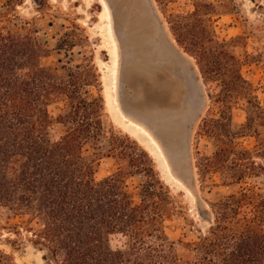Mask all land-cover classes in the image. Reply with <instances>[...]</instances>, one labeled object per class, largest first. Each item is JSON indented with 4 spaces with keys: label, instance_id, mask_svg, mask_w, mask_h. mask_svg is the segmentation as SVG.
Wrapping results in <instances>:
<instances>
[{
    "label": "trees",
    "instance_id": "1",
    "mask_svg": "<svg viewBox=\"0 0 264 264\" xmlns=\"http://www.w3.org/2000/svg\"><path fill=\"white\" fill-rule=\"evenodd\" d=\"M212 3L169 22L177 44L197 62L206 80L219 81L220 102L231 110L233 99L246 101L247 122L233 133L231 116L203 120L199 135L214 140L213 157L197 165L198 175L233 170L224 184L240 189L211 204V226L184 253L167 234V223L181 214L171 189L153 165L139 171L120 169L96 178L103 158H129L139 150L129 137L107 129L102 85L93 63L64 66L66 78L40 60L47 50L39 36L23 34L0 5V208L24 220L33 246L57 264H264V190L250 179L264 176V107L242 76V62L227 51L212 29ZM12 24L15 30L8 25ZM192 42L187 47L186 42ZM63 48L60 46L59 51ZM64 103L69 111L58 123L71 125L57 142L50 139L55 119L50 108ZM251 137L256 151L237 142ZM92 144L93 153L87 151ZM144 156L148 154L142 151ZM132 166V165H131ZM132 168V167H131ZM147 178L136 202L129 178ZM112 237L122 246L113 247Z\"/></svg>",
    "mask_w": 264,
    "mask_h": 264
},
{
    "label": "rangeland",
    "instance_id": "2",
    "mask_svg": "<svg viewBox=\"0 0 264 264\" xmlns=\"http://www.w3.org/2000/svg\"><path fill=\"white\" fill-rule=\"evenodd\" d=\"M111 1L116 9V20L128 38V42L123 43V90L128 102L145 106L149 111L160 108L166 110L172 119H181L183 114L185 116L190 111L189 79L196 74L199 77L205 103L191 118L195 119L191 134L192 191L171 178L162 157L144 138L131 131L122 117L125 115L116 105L113 82L117 45L104 0H0V5L11 14L20 32L39 36L41 45L47 50L46 56L40 60L43 67L55 69L64 79L67 75L64 69L66 65L88 62L96 66L101 79L107 129L122 137H129L139 147V150H128L131 152L129 158L122 159L120 155L103 158L97 168L96 178L102 180L121 168L125 171L135 169L139 171L136 173H141L148 164L153 165L160 179L171 189L177 206L183 207L181 214L167 223L168 237L177 244V250L182 254L185 250L179 241H196L208 232L211 226V204L240 189L238 185L228 187L224 184L233 173L231 169L213 170L206 177L198 175L197 165L203 164L202 159L213 157L215 153L214 140L208 134L199 135V127L203 120H219L226 111L232 119V132L241 133L242 126L247 122L248 105L243 99H233L229 103L231 110L224 108L220 102L223 91L221 83L203 78L196 60L177 44L169 22H174L177 16L195 12L199 3H212L214 14L211 16V25L214 35L220 43L226 42L227 51L242 62L241 74L253 86L255 96L264 107V0ZM8 27L15 30L12 24ZM161 34H165L177 51L183 54L185 62L169 53V49L162 44ZM192 44L188 41L185 45L192 47ZM60 46L62 51H59ZM127 48L131 50L130 55H127ZM117 88L118 74L115 97ZM68 111L62 102L50 108L55 119L50 129L52 142L59 141L70 131L71 125L58 123L57 120ZM237 142L249 151L257 150L254 138L245 137ZM87 151L94 152L92 144L87 146ZM254 161L264 164L263 159L255 158ZM146 180L144 174L128 180L129 190L136 202ZM249 181L251 188L257 186L264 190V176ZM202 210L205 215H202ZM121 240V237H112L111 245L122 246ZM31 241V234L24 229V220L0 208V264H57L46 260L45 253L35 248Z\"/></svg>",
    "mask_w": 264,
    "mask_h": 264
},
{
    "label": "water",
    "instance_id": "3",
    "mask_svg": "<svg viewBox=\"0 0 264 264\" xmlns=\"http://www.w3.org/2000/svg\"><path fill=\"white\" fill-rule=\"evenodd\" d=\"M112 15H113V30L120 45L121 60L118 71V88L117 99L120 105L121 112L143 124L148 129L153 138L159 143L166 159L167 164L171 170L172 175L183 185L191 191L193 190V176L190 172L191 159V134L193 131V120H191L194 113L205 103V93L200 84L199 77L192 75L189 79L188 105L189 113L183 114L181 119H172L166 110L160 108L149 111L145 106L134 105L128 102L124 90L123 83L124 76V51L123 43L128 42V38L124 36L120 22L116 20V9L111 0H106ZM162 44L169 49V53L174 55L181 62H185V57L182 53L177 51L169 38L165 34H161ZM195 73V71H194ZM196 116H194L195 118ZM202 215H205L202 210Z\"/></svg>",
    "mask_w": 264,
    "mask_h": 264
},
{
    "label": "bare ground",
    "instance_id": "4",
    "mask_svg": "<svg viewBox=\"0 0 264 264\" xmlns=\"http://www.w3.org/2000/svg\"><path fill=\"white\" fill-rule=\"evenodd\" d=\"M105 4L107 5V8L109 9V13H110V16H111V21H112V25H111V29H112V34H113V37H114V40L116 42V45H117V54H116V70L114 72V82H113V91H114V99H115V102H116V105L118 106L120 112H121V109H120V105L118 103V99L117 97H115V90H116V81H117V74H118V70H119V63H120V57H121V51H120V45H119V41L117 39V37L115 36V32L113 30V15H112V12H111V9L107 3L106 0H104ZM106 8V7H105ZM131 53V50L127 48V55H130ZM122 113V112H121ZM123 114V113H122ZM124 115V114H123ZM124 121L128 124L129 128L131 129V131H133V133H136L138 134V136L142 137L145 139V141H147L150 145H151V148L160 156L162 157L163 161H164V165H166L167 167V172L169 173V175L171 176V178L178 184H181L180 181H178L171 173V170L167 164V159L159 145V143L153 138V135L151 134V132L146 129V127L141 124V123H138L137 121H135L134 119L132 118H129L127 116H122ZM127 117V118H125ZM129 119V120H127Z\"/></svg>",
    "mask_w": 264,
    "mask_h": 264
}]
</instances>
